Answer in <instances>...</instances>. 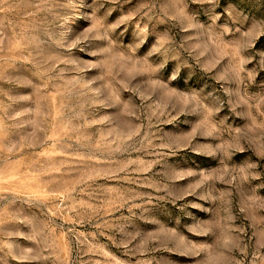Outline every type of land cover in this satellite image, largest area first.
Here are the masks:
<instances>
[{"label": "rangeland", "instance_id": "obj_1", "mask_svg": "<svg viewBox=\"0 0 264 264\" xmlns=\"http://www.w3.org/2000/svg\"><path fill=\"white\" fill-rule=\"evenodd\" d=\"M0 264H264V0H0Z\"/></svg>", "mask_w": 264, "mask_h": 264}]
</instances>
